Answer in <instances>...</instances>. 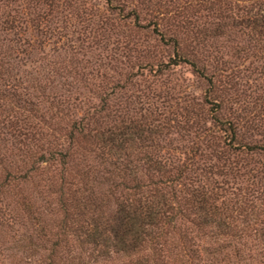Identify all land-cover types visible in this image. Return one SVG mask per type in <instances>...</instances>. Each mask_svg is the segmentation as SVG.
Instances as JSON below:
<instances>
[{"label":"trees","instance_id":"1","mask_svg":"<svg viewBox=\"0 0 264 264\" xmlns=\"http://www.w3.org/2000/svg\"><path fill=\"white\" fill-rule=\"evenodd\" d=\"M248 1L245 16L226 15L224 27L248 28L264 47V0ZM207 9H214L211 1ZM132 11L128 18L137 20ZM158 26L152 30L160 42L173 47L158 70L185 64L209 85L205 139L223 131L230 149L264 154V143L244 141L233 122L219 118L216 75L192 43ZM31 87L3 90L0 98V236L24 230L11 264H264V200L258 190L234 191L215 178L236 166L163 162L149 147L159 132L152 124L164 117L147 120L105 99L72 117L66 99Z\"/></svg>","mask_w":264,"mask_h":264},{"label":"rangeland","instance_id":"2","mask_svg":"<svg viewBox=\"0 0 264 264\" xmlns=\"http://www.w3.org/2000/svg\"><path fill=\"white\" fill-rule=\"evenodd\" d=\"M210 1L213 10L207 9ZM249 2L0 0V98L3 90L32 92L31 85L40 84L50 99H66L64 112L72 117L104 99L106 105L127 108L147 120L164 117L161 125L153 122L159 132L149 147L161 161L232 163L234 169L224 168L215 178L234 191L258 190L255 194L264 200V154L230 149L223 131L205 139L202 130L210 124V108L203 100L209 85L185 64L159 71L157 65L169 62L173 47L163 45L152 30L157 22L159 30L192 43L195 57L208 74L216 75L219 105L213 108L219 118L233 122L244 141L262 144L264 47L256 45L248 28L223 24L226 15L244 17ZM132 10L137 20L128 18ZM57 142L59 149L63 136ZM23 231L15 226L2 232V264L20 255L15 242Z\"/></svg>","mask_w":264,"mask_h":264}]
</instances>
